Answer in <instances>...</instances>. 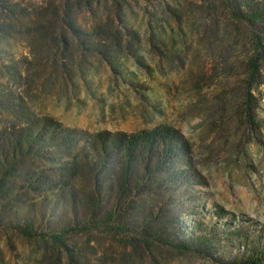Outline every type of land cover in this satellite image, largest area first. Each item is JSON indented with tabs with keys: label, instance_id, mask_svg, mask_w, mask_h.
Segmentation results:
<instances>
[{
	"label": "rangeland",
	"instance_id": "1",
	"mask_svg": "<svg viewBox=\"0 0 264 264\" xmlns=\"http://www.w3.org/2000/svg\"><path fill=\"white\" fill-rule=\"evenodd\" d=\"M0 264H264V0H0Z\"/></svg>",
	"mask_w": 264,
	"mask_h": 264
},
{
	"label": "trees",
	"instance_id": "2",
	"mask_svg": "<svg viewBox=\"0 0 264 264\" xmlns=\"http://www.w3.org/2000/svg\"><path fill=\"white\" fill-rule=\"evenodd\" d=\"M111 1H119V0H111ZM125 1V0H123ZM235 12V10H234ZM12 16L14 13H11ZM207 14H209L207 12ZM236 16L238 18L243 17L245 21L250 25L251 29L255 27L254 22L255 21H262L263 20V14L260 9L256 10L252 6V9L249 11L248 14L243 16L239 12H235ZM211 15V14H210ZM251 77L257 72V66L255 62V58H252L249 60L248 63ZM250 88V85L248 86ZM247 95V101H248V95L249 90L246 93ZM176 131L170 127H159L156 128L150 132L144 133V134H132V136L127 139L125 138V135H121L118 137L117 143L122 146L124 151V156L126 158V169H125V176H127L128 170L130 169L129 161L132 158H136L139 153H148L149 155L152 152V149H156V154H158L160 157H168L174 155V152L177 150H183L185 143L181 140L180 136L178 134H175ZM26 142V140H25ZM115 145V143H114ZM19 148V146L17 147ZM141 156V154H139ZM194 245L195 242H192ZM186 249H189V246L186 245H180Z\"/></svg>",
	"mask_w": 264,
	"mask_h": 264
}]
</instances>
